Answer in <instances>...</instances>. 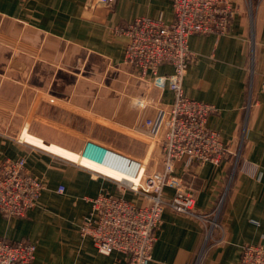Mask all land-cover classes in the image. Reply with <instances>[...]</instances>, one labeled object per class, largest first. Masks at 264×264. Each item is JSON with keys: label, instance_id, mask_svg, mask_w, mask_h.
Segmentation results:
<instances>
[{"label": "crops", "instance_id": "0c3cea01", "mask_svg": "<svg viewBox=\"0 0 264 264\" xmlns=\"http://www.w3.org/2000/svg\"><path fill=\"white\" fill-rule=\"evenodd\" d=\"M251 1L252 9L238 0L225 35L190 37L194 58L183 84L188 98L218 109L208 126L225 144L236 151L245 138L235 171L231 158L218 166L176 164V175L198 190L197 211L220 210L221 230L206 244L200 221L166 209L150 264H238L243 246H264V0ZM140 17L170 24L171 0H115L109 7L96 0H0V161L23 158L45 183L26 217L0 214V239L36 245L33 264H127L121 253L100 254L79 226L102 193L146 201L64 159L100 171L78 153L87 139L111 144L76 116L153 145L133 130L169 108L174 95L167 83L160 89L151 75L137 76L125 61L128 39L115 32ZM172 73L171 65L158 69L161 77ZM251 82L254 105L246 117Z\"/></svg>", "mask_w": 264, "mask_h": 264}, {"label": "built area", "instance_id": "2783aa9c", "mask_svg": "<svg viewBox=\"0 0 264 264\" xmlns=\"http://www.w3.org/2000/svg\"><path fill=\"white\" fill-rule=\"evenodd\" d=\"M114 1L96 0L99 5L108 7ZM244 1L252 9V1ZM171 2L174 18L170 24L162 18L140 17L115 30L128 39L125 61L137 76L145 79L151 75L153 85L160 89L167 83L174 95L169 108L160 110L155 119L146 120L142 125L149 139L154 140L150 155L141 158L99 140L87 139L78 155L90 165H99L112 174L68 160L94 177L111 181L120 191L134 193L146 201L141 206L123 196L102 193L91 201V211L79 226L81 236L91 239L100 254L121 253L127 257V264L151 263L156 232L166 209L200 221L204 225L206 244L210 242L214 231L221 230L220 210L197 211L198 190L191 181L176 175V164L184 161L191 167L218 166L231 158L235 171L242 157V139L235 151L221 140L217 131L209 128L208 120L218 109L188 98L183 88L188 65L194 58L189 48L190 37L225 35L240 12L238 0ZM162 65H171L173 73L159 76L158 69ZM253 98L251 82L246 117L253 108ZM246 125L247 120L244 129ZM156 147L160 149L161 158L155 165L160 168L150 173L149 165ZM243 170L251 176L256 174L249 168ZM167 189L173 191L171 196L165 193ZM44 190V181L27 171L25 159L0 161V214L4 217H26L37 206ZM59 192L63 193L64 188ZM222 240L221 237L218 241ZM36 250V245L27 241L11 243L0 239V264H33ZM238 264H264V246H243Z\"/></svg>", "mask_w": 264, "mask_h": 264}, {"label": "rangeland", "instance_id": "374dc122", "mask_svg": "<svg viewBox=\"0 0 264 264\" xmlns=\"http://www.w3.org/2000/svg\"><path fill=\"white\" fill-rule=\"evenodd\" d=\"M246 5V4H245ZM37 53L38 52H35L34 54L33 53H31V54H33L35 57H36V55H37ZM29 57V56H28ZM29 58H31V59H35L34 57H32V56H30ZM246 112V111H245ZM70 116V115H69ZM76 118V120H77V122H78V124H80V125H84V126H87V127H90V128H98L99 129V132H100V135H101V137H103V139L105 140V141H107L108 143H111V144H107L106 142H104V141H101V140H99L100 142H102V143H105V144H107V145H109V146H113V147H115V148H118V149H121V150H123V151H125V152H128L127 150H125V149H122L121 147H123V148H129L130 150H129V152L132 150V148H134V150L137 152V153H140V155H138V154H133V153H131L130 152V154H132V155H136V156H138V157H141V158H147L148 156H149V153H151V150H153V149H151V147L154 145H151V143L150 142H145V141H140V140H136V138H134V137H132L131 135H129V134H127V132H125V131H123L122 132V134L121 133H119L118 131H119V129H118V127L117 126H115V127H112L111 129H108V128H106V127H104V126H97L93 121H90V120H88V119H86V118H84V117H82V116H76L75 117ZM1 121H2V119H1ZM86 125H85V124ZM1 126V125H0ZM133 131H135V132H137V133H139V134H141V135H143V136H145L146 138H149L148 137V135L145 133V131H143L142 130V126L141 127H139V129H136V130H133ZM151 139V138H150ZM85 140V139H84ZM95 140H97V139H95ZM152 140V139H151ZM23 141L24 142H26L24 139H23ZM86 141V140H85ZM84 141V142H85ZM152 142H154V140L152 141ZM242 144H241V146H240V149H241V151L243 152V150H244V147H245V138H244V140H243V137H242ZM26 143H28V142H26ZM29 144V143H28ZM115 145H117V146H120V147H117V146H115ZM155 151H153V158H152V162L150 163V165H149V172L151 173V172H153V171H155V170H159V168H160V166H156L155 165V162H157V161H159V159L161 158V154H160V149H159V147H156V149H154ZM47 152V151H46ZM128 152V153H129ZM133 152V151H132ZM49 153V152H48ZM242 154V153H241ZM62 158V157H61ZM62 159H64V158H62ZM65 161H67L68 163H70V164H72V165H74L73 163H71V162H69L68 160H66V159H64ZM241 162H242V160H240ZM242 165H243V163H241ZM84 170V169H83ZM86 171V170H85Z\"/></svg>", "mask_w": 264, "mask_h": 264}, {"label": "bare ground", "instance_id": "6f19581e", "mask_svg": "<svg viewBox=\"0 0 264 264\" xmlns=\"http://www.w3.org/2000/svg\"><path fill=\"white\" fill-rule=\"evenodd\" d=\"M101 172L112 174L108 169L101 167Z\"/></svg>", "mask_w": 264, "mask_h": 264}]
</instances>
